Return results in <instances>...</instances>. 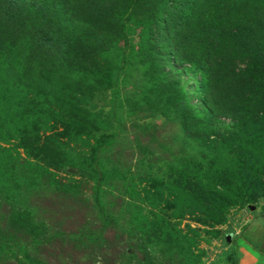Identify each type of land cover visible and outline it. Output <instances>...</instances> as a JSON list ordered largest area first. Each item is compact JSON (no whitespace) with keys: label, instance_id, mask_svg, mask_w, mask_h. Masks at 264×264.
Instances as JSON below:
<instances>
[{"label":"rangeland","instance_id":"374dc122","mask_svg":"<svg viewBox=\"0 0 264 264\" xmlns=\"http://www.w3.org/2000/svg\"><path fill=\"white\" fill-rule=\"evenodd\" d=\"M181 1L149 0L155 25L134 13L92 39L87 81L0 37V264H264V102L238 123L218 90L206 111L200 73L172 49ZM52 17L66 50L86 45L79 20ZM180 91L208 121L171 104Z\"/></svg>","mask_w":264,"mask_h":264},{"label":"trees","instance_id":"16d2710c","mask_svg":"<svg viewBox=\"0 0 264 264\" xmlns=\"http://www.w3.org/2000/svg\"><path fill=\"white\" fill-rule=\"evenodd\" d=\"M182 1L176 9L183 25L170 37L177 60L200 73L206 111L218 109L215 93L220 90L222 98L234 101L233 107L243 115L233 120L243 123L244 116L248 117L253 107L264 102V95H261L264 93V0ZM134 13L137 17L139 14L143 16L142 23L152 25L157 23L160 16L157 7L149 0H0V37L9 41L22 37L24 42H34L33 50L38 49L32 52L34 56L44 54L43 59L50 62L49 67L58 64L70 70L78 69L87 81L91 76L88 59L100 57L88 49L92 39L97 42L105 37V40L113 38V29L119 26L123 31L125 26L121 23L124 18ZM49 15H64L73 22L79 20L82 34L78 40L86 42V45L82 43L81 46V42L77 41V44H70L71 49L66 50V44L55 38L48 29L46 16ZM34 25L39 28L34 29ZM127 35L124 36L126 43L129 41ZM73 38L77 40V36ZM87 39L90 42L87 43ZM4 43L6 46L7 43ZM100 47L92 49L96 51ZM3 49L4 55H8L5 58H11V51ZM237 57L250 60L241 76L236 75L232 67ZM101 68H94L92 73H96V70L100 73L98 70ZM170 95L171 104L184 108L196 123L208 121L202 112L193 114V107L181 91L177 96L175 92ZM232 105L228 104L226 108ZM101 151L102 146L93 149L91 163L96 168ZM91 192L92 201L104 220L103 202L96 181Z\"/></svg>","mask_w":264,"mask_h":264},{"label":"water","instance_id":"95a60500","mask_svg":"<svg viewBox=\"0 0 264 264\" xmlns=\"http://www.w3.org/2000/svg\"><path fill=\"white\" fill-rule=\"evenodd\" d=\"M228 240L230 239L229 237L227 238ZM230 241V240H229Z\"/></svg>","mask_w":264,"mask_h":264}]
</instances>
